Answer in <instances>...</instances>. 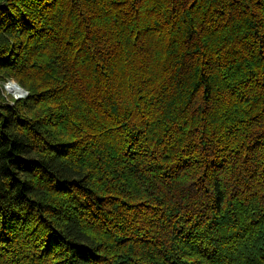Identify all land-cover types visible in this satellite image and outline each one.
<instances>
[{
	"label": "trees",
	"instance_id": "trees-1",
	"mask_svg": "<svg viewBox=\"0 0 264 264\" xmlns=\"http://www.w3.org/2000/svg\"><path fill=\"white\" fill-rule=\"evenodd\" d=\"M0 264H264V0H0Z\"/></svg>",
	"mask_w": 264,
	"mask_h": 264
},
{
	"label": "water",
	"instance_id": "water-1",
	"mask_svg": "<svg viewBox=\"0 0 264 264\" xmlns=\"http://www.w3.org/2000/svg\"><path fill=\"white\" fill-rule=\"evenodd\" d=\"M5 90L7 92L11 93L13 96H15L16 99L23 98L28 94V92L24 88H22L18 83L14 82V81L9 82L5 86Z\"/></svg>",
	"mask_w": 264,
	"mask_h": 264
},
{
	"label": "rangeland",
	"instance_id": "rangeland-1",
	"mask_svg": "<svg viewBox=\"0 0 264 264\" xmlns=\"http://www.w3.org/2000/svg\"><path fill=\"white\" fill-rule=\"evenodd\" d=\"M13 81L16 82L15 80H10L9 82H13ZM9 82H7L6 85H7ZM16 83H17V82H16ZM6 85H5V86H6ZM14 97H15V96H14ZM15 98H16V97H15Z\"/></svg>",
	"mask_w": 264,
	"mask_h": 264
},
{
	"label": "bare ground",
	"instance_id": "bare-ground-1",
	"mask_svg": "<svg viewBox=\"0 0 264 264\" xmlns=\"http://www.w3.org/2000/svg\"><path fill=\"white\" fill-rule=\"evenodd\" d=\"M18 95V94H17Z\"/></svg>",
	"mask_w": 264,
	"mask_h": 264
}]
</instances>
